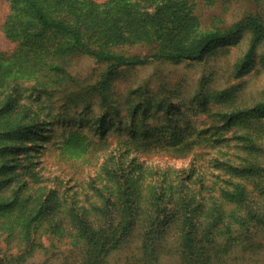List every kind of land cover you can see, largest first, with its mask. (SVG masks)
<instances>
[{
  "label": "trees",
  "instance_id": "trees-1",
  "mask_svg": "<svg viewBox=\"0 0 264 264\" xmlns=\"http://www.w3.org/2000/svg\"><path fill=\"white\" fill-rule=\"evenodd\" d=\"M8 1L4 29L17 48L0 52V264H55L50 254L62 264H264L263 106L243 107L240 85L210 89L212 74L186 110L177 87L146 82L124 100L116 88L150 61L205 60L215 42L248 34L229 74L240 79L264 45V16L206 21L217 0ZM78 57L102 71L74 75ZM197 115L202 129L189 122ZM66 121L93 130L62 134L77 159L107 148L99 171L74 185L45 176L36 158ZM153 154L192 159L153 169L140 161Z\"/></svg>",
  "mask_w": 264,
  "mask_h": 264
},
{
  "label": "rangeland",
  "instance_id": "rangeland-1",
  "mask_svg": "<svg viewBox=\"0 0 264 264\" xmlns=\"http://www.w3.org/2000/svg\"><path fill=\"white\" fill-rule=\"evenodd\" d=\"M98 3H103L108 0H94ZM231 5L228 4V9L225 6V0H217L215 6L204 10V19L210 21L216 16H221L227 20V25L232 24L236 19L244 16L245 10H254L255 13H261L264 16V5L262 2L252 0H230ZM12 14L11 7L8 0H0V52L5 54H13L17 48V43L9 40L5 33V25L8 18ZM249 47V35L245 34L242 38L223 39L215 42L204 53L205 60L201 61H183L179 64H172L169 62H153L150 61L143 66L134 68L129 73L123 76L116 82V88L120 94L118 98L124 100L126 97V90L128 88L137 87L143 83H149V89L155 92L160 86H164L169 90L177 87L180 90L181 106L183 110L191 104V99L195 96L199 83L212 74V83L210 89L225 90L231 86L240 85L242 106L246 109L257 108L262 105L264 110V45L260 46L256 51L257 58L255 64L246 70L243 76L237 79L229 76L233 71L236 62L242 58ZM103 66H99L93 59L88 57H78L71 65V72L83 79H94L98 76V72L102 71ZM88 79V81H89ZM5 82H13V79L5 78ZM27 85V84H26ZM96 109V106L94 107ZM126 109H122L121 116H126ZM112 117V116H111ZM115 118V117H114ZM110 119V118H109ZM191 125L202 129L206 125V115H197L189 117ZM81 126L80 122L68 123L62 122L55 125L53 130V140L50 143H44V147L37 153V161L41 162L42 173L45 176H57L65 184L74 185L76 182H83L88 177L94 176L100 169L102 163L103 149L93 151L90 155V161L77 159L78 150L68 145L64 148L62 134L64 132L70 133L73 130H80L86 134H93V130L84 123ZM113 130V126H110ZM96 140V139H95ZM198 154L201 151L198 149ZM105 153V151H104ZM101 157V158H99ZM98 158V159H96ZM192 157L179 158L164 154H153L150 156H143L140 161L145 162L146 165L153 169L165 168L171 166L175 169H183L189 166ZM209 155L201 158L197 165L206 169L209 166ZM44 244L50 247V243L46 238ZM68 246L54 245L52 251H65ZM43 257V256H40ZM39 257V258H40ZM54 257L52 262L55 264H62L63 259L60 255H48Z\"/></svg>",
  "mask_w": 264,
  "mask_h": 264
}]
</instances>
